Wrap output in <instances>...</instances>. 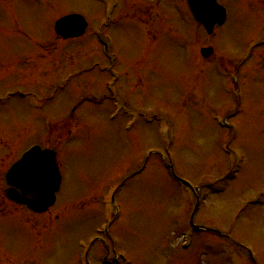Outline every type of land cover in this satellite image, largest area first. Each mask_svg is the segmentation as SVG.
I'll list each match as a JSON object with an SVG mask.
<instances>
[{
    "label": "rangeland",
    "instance_id": "obj_1",
    "mask_svg": "<svg viewBox=\"0 0 264 264\" xmlns=\"http://www.w3.org/2000/svg\"><path fill=\"white\" fill-rule=\"evenodd\" d=\"M115 1L102 28L105 0H0V176L40 146L62 178L41 216L0 182V264H87L94 237L88 264H251L245 249L264 264V0H218L227 21L211 35L185 0ZM72 14L86 34L62 41L53 25ZM165 164L199 187L194 224L239 246L204 231L180 249L195 199Z\"/></svg>",
    "mask_w": 264,
    "mask_h": 264
},
{
    "label": "water",
    "instance_id": "obj_2",
    "mask_svg": "<svg viewBox=\"0 0 264 264\" xmlns=\"http://www.w3.org/2000/svg\"><path fill=\"white\" fill-rule=\"evenodd\" d=\"M193 18L211 32L216 24L224 20V9L216 0H186ZM86 24L79 16H69L57 22L55 30L62 38H77L84 33ZM211 49H203L204 57ZM60 175L55 154L32 148L15 162L3 175L5 196L17 205L33 212L46 211L55 201L59 189Z\"/></svg>",
    "mask_w": 264,
    "mask_h": 264
}]
</instances>
